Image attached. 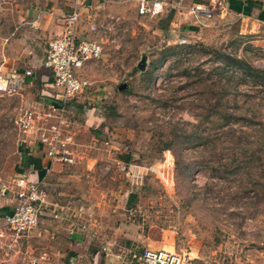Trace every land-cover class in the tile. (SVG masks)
I'll return each instance as SVG.
<instances>
[{
  "label": "rangeland",
  "instance_id": "rangeland-1",
  "mask_svg": "<svg viewBox=\"0 0 264 264\" xmlns=\"http://www.w3.org/2000/svg\"><path fill=\"white\" fill-rule=\"evenodd\" d=\"M162 1L158 17L134 9L100 60L88 63L83 77L107 89L87 106L104 118L94 133L111 151L118 182L137 195L129 217L140 234L169 230L192 264H264V0H238L236 13L228 0ZM197 5L207 12L194 13ZM21 105L17 93H0L3 178L19 157ZM10 236L0 264H28L37 247ZM117 262L133 263L125 254Z\"/></svg>",
  "mask_w": 264,
  "mask_h": 264
},
{
  "label": "crops",
  "instance_id": "crops-1",
  "mask_svg": "<svg viewBox=\"0 0 264 264\" xmlns=\"http://www.w3.org/2000/svg\"><path fill=\"white\" fill-rule=\"evenodd\" d=\"M228 4L230 12L242 11L240 1L228 0ZM75 5L79 9L78 39L92 38L93 24L100 31L97 39L104 45L115 40L117 25L136 10L134 0H0V70L6 74L32 72L13 93L18 94L20 109L37 103L46 108L60 92L43 62L49 40L62 33L63 18ZM89 65L80 71L82 75ZM105 90L90 82L89 89L66 104L77 157L75 165L51 166L42 146L30 143V135L19 131L17 165L6 178L0 175V185L7 186L6 193H0V217L10 213L15 205V179L19 175H27L44 189L46 205L41 209L38 227L23 240L28 242L30 238L28 244L37 247L36 254L48 253L47 264H122L117 261L123 254L131 264H139L134 254L142 248L176 252L169 230L153 225L140 234L139 224L130 220L137 195L133 188L118 182L117 173L111 171V151L94 133L104 118L95 106L87 107L90 102L97 103L96 94ZM118 159L123 160L121 155ZM78 206L84 212L76 217ZM81 225H85L84 230ZM61 257L62 261L57 260ZM88 257L91 261L86 262Z\"/></svg>",
  "mask_w": 264,
  "mask_h": 264
},
{
  "label": "built area",
  "instance_id": "built-area-1",
  "mask_svg": "<svg viewBox=\"0 0 264 264\" xmlns=\"http://www.w3.org/2000/svg\"><path fill=\"white\" fill-rule=\"evenodd\" d=\"M137 14L142 17H158L165 4L162 0H134ZM207 12L205 7L197 5L194 13ZM212 12V10H210ZM79 9L75 5L70 14L63 18V31L61 34L49 40L43 67L52 76L53 83L60 92L53 103L46 108L41 104H32L22 107L16 116L15 127L23 134L30 135V143L38 142L48 158L49 164H62L73 166L77 157L73 151V133L70 130V120L66 111V104L85 92L90 87V82L83 77L81 70L90 62L101 58L104 44L98 40L99 29L90 25L92 38L78 39L77 23ZM31 26L34 27L33 24ZM14 33L10 35L12 37ZM177 43H186L185 39H178ZM32 72L26 70L19 74L14 72L6 74L0 70V93L13 94L23 86L22 79L30 77ZM121 170L126 176L140 177L138 171L124 163ZM137 172V173H136ZM15 205L10 213L0 217V240L10 233L14 240H21L34 232L39 224L41 209L46 205V193L44 189L31 181L27 175H19L15 179ZM7 186L0 185V193L5 194ZM84 208L78 206L74 215L79 217ZM85 229V225H81ZM139 264H192V261L181 253L164 249L142 248L134 254ZM49 256L41 252L32 256L28 264H47Z\"/></svg>",
  "mask_w": 264,
  "mask_h": 264
},
{
  "label": "water",
  "instance_id": "water-1",
  "mask_svg": "<svg viewBox=\"0 0 264 264\" xmlns=\"http://www.w3.org/2000/svg\"><path fill=\"white\" fill-rule=\"evenodd\" d=\"M147 67V56L146 55H142L141 56V59L139 60V62L137 63L136 65V68L140 71V72H143ZM117 89L120 91V92H123L126 90L127 88V84L125 82H122L120 84H117Z\"/></svg>",
  "mask_w": 264,
  "mask_h": 264
},
{
  "label": "trees",
  "instance_id": "trees-1",
  "mask_svg": "<svg viewBox=\"0 0 264 264\" xmlns=\"http://www.w3.org/2000/svg\"><path fill=\"white\" fill-rule=\"evenodd\" d=\"M263 75H264V73H263ZM122 156V155H121ZM121 158V157H120ZM128 158H129V156L128 157H124V156H122V159H123V161H127L128 160ZM128 162V161H127Z\"/></svg>",
  "mask_w": 264,
  "mask_h": 264
}]
</instances>
